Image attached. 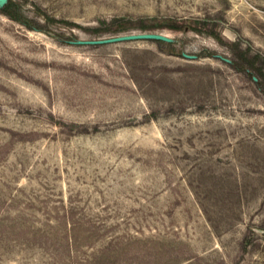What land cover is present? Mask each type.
Instances as JSON below:
<instances>
[{
    "label": "rangeland",
    "instance_id": "obj_1",
    "mask_svg": "<svg viewBox=\"0 0 264 264\" xmlns=\"http://www.w3.org/2000/svg\"><path fill=\"white\" fill-rule=\"evenodd\" d=\"M8 1L0 264H264V89L213 56L264 64V0ZM116 17L174 41H69Z\"/></svg>",
    "mask_w": 264,
    "mask_h": 264
},
{
    "label": "trees",
    "instance_id": "obj_2",
    "mask_svg": "<svg viewBox=\"0 0 264 264\" xmlns=\"http://www.w3.org/2000/svg\"><path fill=\"white\" fill-rule=\"evenodd\" d=\"M16 8V9H15ZM18 4L13 2V1H8L4 4V6L0 7V12H3L7 14L8 16L17 19L23 23H25L29 27H36L34 25L29 24L26 20H24L17 11ZM14 9V11H13ZM147 18H152L153 17H140L139 18V25L141 28L144 29H151L154 27H169L173 29H183L184 27H187L190 25V21L186 20L184 18H171V17H166L163 19L162 22L158 21H153V22H147ZM51 20L56 21L54 18ZM114 21L117 22V25L115 26L114 30L117 32H121L126 30V26L124 25V18L122 17H116ZM99 30V29H98ZM96 29V31H98ZM220 42L224 43V41L219 37L217 34H214V32H211ZM228 45L231 47L233 52L235 53V60H232L231 64L238 70H244L250 73L252 76L255 75L254 73L256 72L259 76H257V84L260 88L264 89V64H260L258 62L259 60V52H251L250 46H247L245 48H241L239 44L234 41V42H229ZM263 79V80H262Z\"/></svg>",
    "mask_w": 264,
    "mask_h": 264
},
{
    "label": "water",
    "instance_id": "obj_3",
    "mask_svg": "<svg viewBox=\"0 0 264 264\" xmlns=\"http://www.w3.org/2000/svg\"><path fill=\"white\" fill-rule=\"evenodd\" d=\"M8 0H0V7L4 6V4ZM130 39H153V40H162L166 42H173L174 38L170 36L169 34L159 31V30H139V31H128V32H119L114 35L110 36H101L97 38H76L69 40L70 42L73 43H78V44H99V43H105V42H114V41H121V40H130ZM184 57L187 58H197L198 55L194 53H187V52H182L181 53ZM215 57H219L229 63L232 62V60L226 56H223L222 54L215 53L213 54ZM252 78L254 80H257V76L253 75Z\"/></svg>",
    "mask_w": 264,
    "mask_h": 264
}]
</instances>
